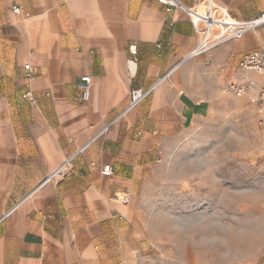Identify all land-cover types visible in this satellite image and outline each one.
Wrapping results in <instances>:
<instances>
[{"label": "crops", "instance_id": "obj_1", "mask_svg": "<svg viewBox=\"0 0 264 264\" xmlns=\"http://www.w3.org/2000/svg\"><path fill=\"white\" fill-rule=\"evenodd\" d=\"M215 1L244 20L264 11V0ZM174 16L170 25L158 0H0V264H167L135 221L136 197L158 154L227 97L226 86L260 83L240 61L264 43V26L226 40L123 113L133 87H148L206 43L189 12ZM84 74L93 77L88 101L79 98ZM105 164L112 174L101 172ZM126 192L130 202H119Z\"/></svg>", "mask_w": 264, "mask_h": 264}, {"label": "rangeland", "instance_id": "obj_2", "mask_svg": "<svg viewBox=\"0 0 264 264\" xmlns=\"http://www.w3.org/2000/svg\"><path fill=\"white\" fill-rule=\"evenodd\" d=\"M156 157L135 221L167 264H264V123L227 88Z\"/></svg>", "mask_w": 264, "mask_h": 264}, {"label": "built area", "instance_id": "obj_3", "mask_svg": "<svg viewBox=\"0 0 264 264\" xmlns=\"http://www.w3.org/2000/svg\"><path fill=\"white\" fill-rule=\"evenodd\" d=\"M161 3L167 13L170 15L169 24L173 25L175 23V12L178 9H184L189 12L193 17V26L198 28L203 25L207 29L208 37L206 43L199 49L190 52L186 55L181 61L176 63L171 67L164 75L158 77V79L153 82L148 87H133L130 92L129 104L124 112L136 108L142 102L147 100L155 91L156 87L165 79L170 77L184 62L190 58L210 49H213L220 43L229 40V39H242L247 31L255 29L261 26H264V11L256 18L250 20H244L234 16L228 7L221 5L215 0H202L198 5L187 6L181 0H158ZM13 10L19 12L20 8L14 6ZM157 47L161 50L162 43H157ZM131 54L134 56L135 60L138 55L137 44L132 43L129 46ZM242 68L247 70H252L258 73L261 76L260 83H257L254 79H250L243 83H232L229 85V90L235 93L236 95H242L247 91L254 93L255 99L260 106L261 112V123H264V43L256 50L246 54L240 61ZM27 70V76L29 78L35 77V71L31 63H26L24 65ZM93 85V77L90 74H84L81 76V80L78 84L80 88V100L88 101L91 96ZM25 96L32 105H36L38 102L37 95L33 89L29 88ZM121 113L114 122L123 114ZM113 122V123H114ZM110 127V124L107 125L101 133L107 131ZM90 143L85 145L84 148L88 147ZM83 148V149H84ZM71 157L66 161V165L70 163ZM66 166L59 169L54 173V175L62 176L66 173ZM104 175H110L113 173V167L110 164H105L101 170ZM49 177L48 179H50ZM118 200L121 203L128 204L131 200L130 192H126L118 196ZM18 204L14 205L6 213H4L1 220L11 216L17 209Z\"/></svg>", "mask_w": 264, "mask_h": 264}]
</instances>
